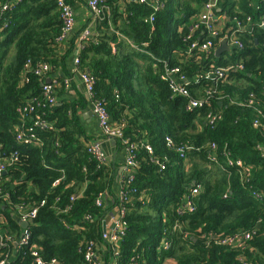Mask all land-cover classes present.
I'll return each mask as SVG.
<instances>
[{"label":"trees","instance_id":"obj_1","mask_svg":"<svg viewBox=\"0 0 264 264\" xmlns=\"http://www.w3.org/2000/svg\"><path fill=\"white\" fill-rule=\"evenodd\" d=\"M160 1L163 6L149 22V5L131 1L121 11L118 0H107L109 8L94 20V32L79 41L90 16L60 38L56 0H0V160L19 152L1 178V187L8 190L6 199L0 198V213L7 220L3 230L18 237L16 204L30 208L46 202L30 225L29 245L18 249L8 243L0 247V259L15 254L10 264H33L30 252L36 248L43 264L52 259L56 264H88L84 243L103 244L99 217L104 208L95 201L102 192H114V164L98 165L88 154L91 141L79 123L78 105L53 104L25 118L18 111L57 69L66 71L67 60L78 50V68L94 77V97L122 124L123 138L136 145L135 179L126 187L127 229L113 243L119 254L116 264H131L135 258L140 264H163L167 258L175 264H264V0H215L213 27L220 36L234 31L242 43L226 54L229 60L200 49L187 52L191 40H213L201 22L192 39H186L205 0ZM117 33L124 36L118 40ZM27 61L46 62L50 69L37 76L25 70ZM227 62L234 65L221 79L206 75L211 64ZM174 66L188 79L187 97L174 93L160 77ZM189 96L207 98L208 104L189 110ZM212 112L220 118L211 126ZM34 114L52 129L35 127L37 143L17 141ZM178 146L184 149L182 157ZM212 151L216 163L208 159ZM225 157L241 161L242 167L228 165ZM193 187L198 192L191 195ZM80 191L70 202V195ZM186 196L192 211L185 206ZM56 199L59 207L70 204L66 213L52 206ZM87 213L93 219L82 221ZM75 225L80 229L74 230ZM237 232L251 234L244 248L218 242ZM163 239L169 248H161ZM104 245V264H110L113 250Z\"/></svg>","mask_w":264,"mask_h":264},{"label":"built area","instance_id":"obj_2","mask_svg":"<svg viewBox=\"0 0 264 264\" xmlns=\"http://www.w3.org/2000/svg\"><path fill=\"white\" fill-rule=\"evenodd\" d=\"M130 1H136L139 3H145L149 5L152 8V12L147 17L148 21H153V14L157 10H159L163 3L160 0H130ZM215 0H205L203 9L200 14L197 16L198 22H194L189 27V33L186 35V39H189L193 37V33L195 29H197L199 22L204 23L207 28V35L208 38H213V40H216L215 43H213V40H206L204 43H200L199 40H191L187 49V52H190L195 49L204 50L206 52H212V54L215 56V51L217 50V47L220 45V42L222 40L226 41V44L229 47L240 49L242 48V43L235 37V32H224L221 36L220 29L217 27H213L214 24H212V6H214ZM8 4H4L2 6V9H6ZM56 5L58 10H60V15L62 19V27H61V36L60 38H63V36L72 31L75 25V17L73 13V9L66 2V0H56ZM86 6L89 11V16L91 17L89 25L93 24L95 19L105 11V0H87ZM107 9V8H106ZM215 19V16H214ZM249 20V18H248ZM87 26L82 33L79 35L78 40L82 41L85 40L90 34V26ZM237 29H241V25L237 24ZM260 25H263V22H260ZM192 39V38H191ZM78 50L75 51L74 57H73V70L74 73L76 72L85 87L86 94L90 100V103L92 104L93 112L96 115L98 126L100 129L101 134L104 136L114 137L121 141L122 145L124 146L125 150V158H124V165L121 169V175L117 179V189L114 190L113 193L111 192H102L98 195L95 205L97 207H103L104 211L101 217H99V222L101 224V232H100V241L103 243L100 245L95 240H88L84 243L83 249H82V255L83 259L88 264H104V254L108 250L104 243L109 244L111 249L113 250L112 255L110 257V264H116V259L118 258V251L113 247V243H115L122 235L124 234L125 230L127 229L126 221H125V211H126V203H127V193H129V189L126 187L131 185L135 179V149L136 145L134 143L129 142L127 139L123 138L122 135V124L117 123H110L109 115L107 113L106 108L101 104V102H98V100L94 97V77L87 71H81L78 68ZM237 64V63H236ZM234 64L230 65H210V72L206 75L212 76L214 79H221L223 77V72L230 68ZM239 68V66H236ZM25 70L32 71L35 75H41L45 72H47L50 69V66L46 62H37L36 64H31L29 61H27L24 65ZM161 79L168 82L171 90L179 95L188 96V91L186 90L184 83H187L188 79H186L183 74L179 73L178 67H169L165 68L164 71L160 75ZM60 84V82L56 79H51L50 82H45L41 85L40 88V94L32 96L29 100L26 101L24 104V107L18 109L20 113L21 118L27 117L29 114L35 112L37 109H42L45 107H49L56 103V96H55V88ZM62 85L64 87H67L68 81L65 80L62 82ZM264 91V87H263ZM190 97V96H189ZM189 103L187 109L191 110V108L196 106H201L204 104V102L207 103V98L196 100L194 98H189ZM248 104H252V100L249 99ZM220 118V116L216 117V115L210 113L208 115V121L210 125L212 126L214 122ZM258 120L254 119L253 126L258 125ZM38 127L40 129L42 128H48L52 129V126L48 125L47 121L43 119L39 114H34L31 118L30 124L23 127V130L19 131L16 135L17 141H24V142H33L37 143L38 140L34 134V128ZM166 144L167 146H171L172 140L171 138H166ZM148 153H151V148L146 146ZM210 148L214 150L216 148V145L214 142L210 143ZM86 150L90 156L97 161L98 165L105 163L108 161L105 157V155L101 152V149L97 143L90 142L86 146ZM177 150L179 151L180 157L184 156V149L180 146L177 147ZM17 155H19V152L17 150L12 151V153L9 155V158H5L0 160V198L7 197L8 190L1 187V178L2 174L5 171V166L7 164L13 163L17 160ZM208 159L211 162L216 163V156L214 151H212L208 155ZM226 163L228 165H232L233 163L238 166L242 167V162L237 160L233 161L227 157H225ZM155 163L159 166V169H164V163L161 161L155 160ZM247 169H244L246 171ZM58 180H55L52 185H56ZM134 189L131 190L133 192ZM198 192V189L191 188L190 194L194 195ZM82 191L78 193H73L69 197V201H74L77 197L81 195ZM253 195L260 199V194L253 192ZM58 199L54 201L52 206L59 207L56 205ZM190 196H186L185 198V206L188 208L189 211L193 210V207L191 206L190 202ZM46 204L45 200H40L36 205H33L32 207H28L24 203L16 204V213L14 215V218L19 223L21 222H28L27 227H22L20 225V232L17 238L12 237L11 235H8L5 230H3V225H7L6 217L0 213V247L6 246L8 243H12L14 247L16 248H24L30 243V236H31V230L30 225L33 224L34 219L37 215L38 208L41 206H44ZM70 208V204L59 207L58 211L61 213H66L68 209ZM93 219V216L90 213H87L83 216L82 221H90ZM74 230L80 229L78 225L73 226ZM251 234L249 232H237L233 233L231 235H226L221 237L218 242L220 244H223L226 247L231 248H237L241 249L245 247V241H247L250 238ZM170 243L163 239L161 241V248L167 249L169 248ZM31 255L34 257L33 264H43V261L38 256V252L36 248H33L30 252ZM15 257V254H11L10 257H8L7 254L4 255L3 258L0 259V264H10V260ZM51 264H56L55 259H52L50 261ZM131 264H140L138 258H135L131 261Z\"/></svg>","mask_w":264,"mask_h":264},{"label":"crops","instance_id":"obj_3","mask_svg":"<svg viewBox=\"0 0 264 264\" xmlns=\"http://www.w3.org/2000/svg\"><path fill=\"white\" fill-rule=\"evenodd\" d=\"M87 0H68L70 6L73 9L75 17L74 27H80L86 22V19L89 17V11L86 6ZM107 1V0H105ZM127 0H118L119 10L123 11L127 5ZM107 8V9H106ZM108 3H105V10H108ZM90 26V32H94L93 24ZM122 33H117V38L123 37ZM114 45V44H113ZM78 52V51H77ZM220 56V54L218 55ZM73 57L70 56L66 63V71L62 69H57L55 74L51 75L50 78L59 79L61 84L58 85V88L55 89L56 96V105H61L64 102L75 103L77 104V114L79 118V123L83 127L87 140L93 143H97L101 149V152L105 155L106 159L114 164V173H115V182L118 177H120L121 169L123 167L125 150L121 141H118L117 138L104 136L101 134L98 121L95 113L93 112L92 104L86 94L85 87L80 76L73 70ZM222 58H225L222 55ZM48 80V78H47ZM67 80L68 85L64 87L62 82ZM109 120L110 123H117L119 121L114 120L110 114ZM120 142V143H119ZM117 182L115 183V190L117 189ZM163 264H175L173 259L167 258Z\"/></svg>","mask_w":264,"mask_h":264},{"label":"clouds","instance_id":"obj_4","mask_svg":"<svg viewBox=\"0 0 264 264\" xmlns=\"http://www.w3.org/2000/svg\"><path fill=\"white\" fill-rule=\"evenodd\" d=\"M204 2H205V1H203L202 5H204ZM191 20H192V19H191V17H190V21H191ZM222 41H223V40H222ZM224 41H225V40H224ZM225 43H226V41H225ZM220 45H221V42H220ZM220 45H219V46H220ZM219 46H218V47H219ZM227 46H228V45H227ZM218 47H217V48H218ZM228 47H229V46H228ZM234 50H237V49L232 48V47H229L228 50H224V51H222V52L220 53V56H216V55H215V57H216V58H220V57L222 58V55H224L225 58H223V59L229 60L226 54H228V53H230L231 51H234ZM74 53H75V52H74ZM73 55H74V54H73ZM155 61H156V60H155ZM222 65H225V64H218V66H222ZM226 65H228V62L226 63ZM53 78H54V77H53ZM53 78H48V80H49L48 82H50L51 79H53ZM57 80L60 82L59 79H57ZM46 81H47V79H46ZM46 81H45V82H46ZM45 82H44V83H45ZM60 84H61V82H60ZM56 88H58V86H57ZM56 88H55V89H56ZM39 94H40V93H39ZM39 94H38V95H39ZM11 153H12V152H11ZM20 225H21V223H20Z\"/></svg>","mask_w":264,"mask_h":264},{"label":"water","instance_id":"obj_5","mask_svg":"<svg viewBox=\"0 0 264 264\" xmlns=\"http://www.w3.org/2000/svg\"><path fill=\"white\" fill-rule=\"evenodd\" d=\"M229 47L227 46V44L225 43V41H221V45L217 48V50L215 51V55L218 56L222 51L224 50H228ZM49 80H47L46 82H48ZM28 222H21V226L22 227H27Z\"/></svg>","mask_w":264,"mask_h":264},{"label":"rangeland","instance_id":"obj_6","mask_svg":"<svg viewBox=\"0 0 264 264\" xmlns=\"http://www.w3.org/2000/svg\"><path fill=\"white\" fill-rule=\"evenodd\" d=\"M123 165H124V163H123ZM160 246H161V242H160Z\"/></svg>","mask_w":264,"mask_h":264}]
</instances>
